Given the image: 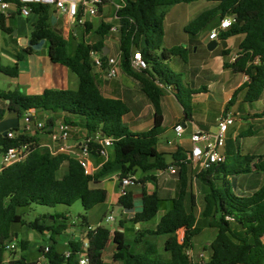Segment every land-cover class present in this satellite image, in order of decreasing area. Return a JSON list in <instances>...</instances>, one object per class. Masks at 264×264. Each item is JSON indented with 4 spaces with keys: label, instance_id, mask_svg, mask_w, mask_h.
Returning <instances> with one entry per match:
<instances>
[{
    "label": "trees",
    "instance_id": "16d2710c",
    "mask_svg": "<svg viewBox=\"0 0 264 264\" xmlns=\"http://www.w3.org/2000/svg\"><path fill=\"white\" fill-rule=\"evenodd\" d=\"M193 1L196 0H119L122 6L117 10L116 18L121 70L140 84L155 111L154 126L141 133H132L125 126L123 118L129 112L127 104L121 99L106 97L94 74L90 53L92 50L103 51L105 40L114 25L101 21L93 32L95 40L90 43L86 38L93 24L88 21L76 29V34L80 32L82 39L71 46L70 40L52 27L50 7L32 6V15L37 17L31 27V43L48 41L52 61L67 67L76 76L78 85L76 88L47 89L38 95L26 94L19 89H0V98L6 102L5 107H0V157L12 146L31 143L30 152L24 160L3 167L0 171V264H39L38 261L30 262L24 255L7 260L10 251L6 249V242L13 241L15 237L12 233L13 224L26 225L40 233H51V243L47 245L49 251L45 253L48 264H80L82 258L87 259V264H105L103 251L111 236L115 246L112 259L123 264H264V181L258 190L248 196L233 192L230 185V178L251 172V155L240 152L232 157L226 155L223 163L196 173V178L209 189L204 196L201 218L207 220L208 226L217 228L218 235L210 245L212 253L209 259L195 262L188 252L202 227L194 213L195 196L189 193L190 162L182 148L171 154L172 161L168 162L167 154L160 152L157 147L164 123L162 84L173 86L186 118L192 116L191 97L195 92L185 86L182 75L172 71L166 63L176 56L186 61L187 49L183 46L166 49L163 44L166 9ZM209 1H216L218 5L199 13L185 30L196 35L216 17L233 18L232 26L222 31L219 39L235 35L244 37L239 44L237 58L225 63V67L246 75L248 79L237 89L227 107L233 104L241 92H244L246 102H256L264 91V0ZM7 19L0 14V27L4 32L12 33L13 30L6 26ZM136 50L142 52L148 63V68L143 71L131 67L130 60ZM26 51L30 53L33 49L29 47ZM222 53L228 55L229 51L223 50ZM106 58V55L102 56V59ZM22 59L23 54H18L16 63L5 65L0 57V75L18 76V62ZM31 110L79 116L80 125L87 131V138L91 139L90 152L99 154V141L112 138V153L99 170L86 174L79 159L67 153H53L41 144L38 132L28 134L20 127L21 119ZM7 113L16 116L4 121ZM64 122L78 125L67 120ZM47 124H54V119L48 118ZM10 131L14 137L8 136ZM52 131L45 130L44 133ZM95 135L98 139L94 138ZM64 165L66 172L61 173ZM172 166L179 171L180 192L178 197L170 200L171 207L154 228L139 229L130 240L121 230L111 231L103 225L95 229L90 227L87 213L108 199L107 191L94 188L93 184L115 172H119L120 179L141 172L142 178L135 182H155L156 171H164ZM259 170L264 172V160L259 164ZM77 201L82 203L85 211L80 215L79 222L84 236L79 241L70 240L66 253L58 250L56 236L67 231L72 223L70 215L56 213L52 220L37 217L27 221L24 218L23 210L32 204L71 206ZM163 201L157 192L143 191L142 210L131 219H127L128 213H122L124 218H119V226L123 228L127 221L135 224L152 221L160 212ZM119 204L123 210L133 208V192L127 190L121 195ZM180 231H183L181 240ZM160 236L165 237L166 256L158 248L157 239ZM19 244L22 250H26L25 241L21 240ZM44 248H41L42 252Z\"/></svg>",
    "mask_w": 264,
    "mask_h": 264
},
{
    "label": "crops",
    "instance_id": "0c3cea01",
    "mask_svg": "<svg viewBox=\"0 0 264 264\" xmlns=\"http://www.w3.org/2000/svg\"><path fill=\"white\" fill-rule=\"evenodd\" d=\"M184 4H188L190 6L185 12V22L180 25L186 36L183 37L177 32H172L170 30L171 26H165L163 47L170 49L172 47L183 46L182 44H185L183 47L187 49V60L185 61L180 56H176L171 58L166 63L172 71L181 74L184 85L195 92L191 97L192 116L190 118H186L184 107L176 97V92L173 86L171 84H166L165 86L162 84L161 86L164 88V95L161 100V108L164 117V123L162 133L158 139V150L167 154L168 162L172 161L171 154L176 152L178 148H182L187 156V151L191 147L190 137L192 133H194L197 129L215 132L217 130V122L220 115L224 109H227L235 116V122L228 128L224 152L225 155L229 157L235 156L239 152L243 155H251V172L248 174L238 175L243 176V178H247V182H238V194L242 196L251 195L262 186L264 181V172L259 170V164L264 160V107L262 112L257 110H248L247 108L241 110L242 106L240 108H236L238 101L252 104L244 100V92H241L239 95H237L233 101V104L227 107L237 89L244 85L248 78L242 73L233 71L232 68L225 67V63H231L233 56L237 54L239 44L241 43L244 36L235 35L227 37L224 40L218 39V45L216 48L212 51L209 50L207 47L208 43L211 41L209 35L207 38L200 36L198 37L186 32L185 27L198 15L197 13L214 9L218 5V2L209 0H196ZM191 4L193 5L191 6ZM50 10L51 19L53 17L58 19L56 24L53 25L51 23V25L55 30L61 32V30L65 28V23L61 19H66L69 25L68 19L65 17H58L51 8ZM113 12L116 17L114 4H105L102 6L101 11H99L95 17L90 19V22L93 25L95 23L99 24L101 21L112 23L105 19L104 13L110 15ZM32 16L34 17L32 21L33 23L37 16ZM16 17H18V15H12L6 20V26L11 28L13 31L14 28L9 24V22ZM220 21L221 19L218 17L211 30L217 27ZM31 27V25L20 26L16 31L17 39L14 41V45L10 42L8 43L9 45H13L11 47L12 51H7L6 53L10 57L12 63L14 64L18 61V54H23V59L18 62V76L9 77L3 74L0 75V83L2 82L4 84L3 88L0 89L4 91L19 89L26 94L38 95L42 94L47 89L60 90L76 88L78 85L76 76L72 74L67 67L53 62L50 58L48 41H44V43L40 45L38 49H35L29 45V41L31 42ZM69 28H71L70 25ZM1 32L6 33L2 29ZM61 33L66 38L65 33ZM167 37L170 38V42H166ZM29 47L33 49V51L30 53L26 51ZM223 50H228L229 54L224 55L222 53ZM115 51V45L106 39L105 47L103 48L101 54L106 55L107 57L114 56ZM116 55H119V50ZM0 57L2 59V56ZM170 66H173V68ZM94 74L99 84L100 90L106 97L121 99L127 104L129 112L124 116L123 121L129 130L132 128V133L145 132L154 126L155 111L153 105L142 92L141 86L137 81L126 75L122 70L116 78H111L108 75L107 67L102 69L94 66ZM263 98L264 91L260 100L256 102H261ZM5 106L6 102L0 98V107ZM43 113L46 115L47 119H54V124L48 127L49 130L53 129V131H57L58 124L64 120H67L68 123L78 124L75 126L68 124L70 126V134L68 139L65 141L53 142L50 139V133H45V136H42V132H38L42 145L47 146L51 151H55L61 145H65L69 148L68 154L78 159L81 153L79 145L87 138V131L80 125V118L68 115L66 113ZM38 114L39 112L37 113L35 111V119L37 121H41L38 118ZM15 116L16 115L13 113H7L4 121L14 119ZM24 119L25 117L23 120ZM179 123L184 126V132L181 136H178L174 129V127ZM24 125L25 122L22 125L20 121V127L23 128ZM258 135L261 136V139L259 141H253ZM97 137L98 136L96 135L94 136L95 139ZM112 150V147L108 149L109 155L112 153ZM105 161L106 159L99 154L91 153L88 156V165L92 172L99 170ZM64 172H66V170ZM195 172H199V169L197 167L190 166L189 173L191 176V181L189 193H192L196 198V207L194 208V213L198 220H200L201 211L204 208V196L209 189L203 182L196 178ZM138 173H140L139 176ZM154 175L156 176L155 182H135L134 185L126 187V190L133 192L134 198V215L131 216L128 214L127 219L133 218L136 213L142 210L143 191L148 193L157 192L159 197L164 200L161 204V210L158 213L160 216L157 218V215L152 221L148 223L135 224L133 222L127 221L123 228H121L118 224L119 218H124L122 213H125L123 209H118V205H120V191L122 189V182L119 177V172L112 173L104 177L99 183L93 184L94 188H103L108 193V199L106 202L102 203V207L105 210L104 217L107 218L110 215H114L115 217V219L111 221L114 223L111 231H124L127 237L132 240L137 230L148 227L154 228L159 222L160 217L171 207L170 200L178 197L181 188L178 169L176 173H172L170 168H168L164 171H156ZM142 176L143 174L141 172H137L134 177L138 181L142 178ZM233 179H236V176L230 178V180ZM195 184H201V201L199 200L198 194L194 190ZM187 205L189 206V199L187 200ZM94 208H92L90 212ZM88 220L90 227L93 229L99 225L105 226L101 221L96 222L89 216ZM40 223L45 224L42 221H40ZM199 225L202 227V229L200 233L194 237L193 247L188 252L189 256L195 262H203L209 259L212 253L210 245L218 235V229L208 226L206 222L203 224L199 223ZM15 226L17 227L20 225H12V233L15 235V237H17L18 232L15 229ZM23 228L29 230L28 236H25V238L22 239V241L27 243L26 250L30 248L31 243L41 244L45 236L50 239V232L40 233L26 225H24ZM128 230H131L130 236H128ZM83 232V229L79 225L76 226L74 222L69 225V228L63 234L66 238L65 249L63 250L64 253H66L68 250L67 245L70 240L79 241L83 239ZM179 238L180 240L183 238V231L179 232ZM157 241L159 251L162 253V255L166 256V252L164 250L165 237L160 236L158 237ZM84 242H87V239H84ZM114 250L115 246L113 243V237L111 236L107 247L103 251V260L105 264H123L122 261H113L112 256ZM9 253L10 252L7 253V260H10L11 258H17L15 254L10 255ZM22 255L25 256V254ZM36 261H38V263L44 262L45 260L43 255L39 259L37 258Z\"/></svg>",
    "mask_w": 264,
    "mask_h": 264
},
{
    "label": "built area",
    "instance_id": "2783aa9c",
    "mask_svg": "<svg viewBox=\"0 0 264 264\" xmlns=\"http://www.w3.org/2000/svg\"><path fill=\"white\" fill-rule=\"evenodd\" d=\"M116 0H0V14L6 17H11L12 15H18L21 17L29 18L32 16V6L33 5H44L50 7L58 17H65L68 19L69 25L72 29H76L85 25L86 22L90 21L91 18L95 17L102 6L108 3H113L115 8V13L119 8H121V3L114 2ZM233 24V18L231 16H226L221 19L219 25L213 28L209 34L211 40H218L219 34L222 31H227ZM118 30V26H113L111 31ZM91 57L93 60V65L98 68L108 69V75L111 78H116L121 71V56L114 55L108 56L105 60L102 59L101 52L92 50ZM237 58V54L233 56L232 62ZM131 67L136 71H143L148 68V63L144 59L142 52L136 50L131 57ZM34 117V118H33ZM25 125L22 128L28 134H35L36 132H44L48 129V124L37 121L35 119V110L28 112L24 119ZM235 122V116L224 109L220 115L217 122V130L215 132L204 131L197 129L192 133L190 137L191 147L187 151V158L190 162V166L197 167L199 171L208 170L214 165H218L225 161L226 155L224 152L226 144V136L228 128ZM178 136H181L184 132V126L179 123L174 127ZM70 126L64 121L60 122L57 127V131L50 132V139L53 142L65 141L69 137ZM9 137H14L13 132L8 133ZM98 139V137L96 138ZM91 139L86 138L79 145L80 155L78 157L81 165L83 166L86 174H92V170L88 165V156L90 152ZM101 148L99 149V155L108 159V149L113 147L112 138H104L99 141ZM31 148V143H23L19 146L10 147L1 157H0V171L3 167L12 165L14 163L24 160ZM53 153H69V148L65 145H61L57 150L52 151ZM172 173L177 172L175 166L170 167ZM136 178L134 176H128L121 179L122 189L120 191V196L126 193V187L134 185ZM115 219L114 215L107 217V220L113 221ZM17 244L14 242H6V249L8 251H13L17 248ZM49 251L48 246H45L43 252L44 262L39 264H48L45 258V253ZM80 264H87V259L82 258Z\"/></svg>",
    "mask_w": 264,
    "mask_h": 264
},
{
    "label": "rangeland",
    "instance_id": "374dc122",
    "mask_svg": "<svg viewBox=\"0 0 264 264\" xmlns=\"http://www.w3.org/2000/svg\"><path fill=\"white\" fill-rule=\"evenodd\" d=\"M116 3L119 2V0L114 1ZM200 2V1H199ZM193 4H191L192 6ZM188 7H190L188 4H176L173 6H169L166 9V19H165V26L169 27L171 26V31L172 32H177L179 33L181 36L185 37V32L183 31V29H181L180 25L183 24L186 20V15L185 12L187 11ZM199 14V13H197ZM105 15V19L112 22L113 25L115 27L118 26V21L115 17L114 12L111 13L110 15L107 13H104ZM33 16H30L28 19H26L25 17H21L18 16L12 20H10L9 24L13 26L14 31L12 34H6V33H2L1 32V27H0V56H2V63L5 65H13L10 57L6 54L7 51H12V46L14 45V41L17 39L16 36V31L17 29L22 26V25H31L32 26V21H33ZM218 17H216L212 22H210L204 29H202L197 35L195 36H200L203 38H207L209 35V32L212 28V26H214V24L216 23ZM64 21V25L65 28L61 30V32L65 33V36L67 39L70 40L71 46L75 45L78 41H80L82 39V35L80 34V32H78L77 34L75 33V29L69 28V25L67 23V20H63ZM58 22V19L56 17H53L51 19V23L54 25ZM99 24L95 23L91 29V33L88 34L87 36V41L88 42H93L94 39V31L97 28ZM107 40L110 41L111 43H113L115 45V55L117 54L119 48H120V43H119V31H111L107 37ZM12 43V44H8V43ZM166 42H170V38L167 37L166 38ZM183 46H185V44H182ZM171 68H173V66H170ZM4 84L1 82L0 83V88H3ZM242 106V107H241ZM242 108L241 110H243L244 108H247L248 110H257L262 112V109L264 107V98L261 102H254L252 104H248V103H244V102H240L238 101L237 103V107L236 108ZM74 116V115H72ZM75 117H79V116H75ZM38 118L39 120H41V122H47V117L46 115L40 111L38 114ZM24 120L21 119V124L23 125ZM258 124V123H257ZM132 130V128L130 129V131ZM42 136H45V133L42 132ZM261 136L258 135L255 140L253 141H259L261 138ZM66 170V166H63L60 170L61 173H63ZM198 173V172H195ZM140 175V173H138V176ZM239 177V178H238ZM239 179V180H238ZM243 181V182H247V178H243V176H236V179H233L230 181V185H231V190L235 193H238V182ZM194 190L196 191V193L199 196V200L201 201V197H202V193H201V184H195L194 185ZM196 200V198H195ZM59 212H63L66 213L68 215H70L71 217V222H74L75 225H79L80 222V215L84 214V208L83 205L80 201L75 202L74 204H72L71 206H67V205H63V204H59L55 207H49V206H44V205H39V204H32L31 207L29 208H25L23 210L24 213V218L27 221H33L35 220L37 217H42L43 219H51L52 216H54L56 213ZM104 213L105 210L102 207V204L95 207L91 212L89 211L87 213V216H89L92 220L99 222L101 221L105 226H107L108 228H112L114 223L107 220L106 217H104ZM160 216V214L157 216V218ZM207 223V220L205 219H201L199 220L200 224L203 223ZM20 225V224H19ZM24 225H20V226H15L17 232H18V236L13 238V241L16 243L18 246L15 250L10 251V255L15 254V256L18 258L20 257L22 254H25V257L30 261H36V259L40 258L43 255V252L41 250L42 247L47 246L48 244L51 243V240L48 239L46 236L43 238V241L41 244H34L31 243V246L29 249L27 250H22L20 247V241L25 238V236H28L29 230L23 228ZM130 232L131 230H128V236H130ZM56 240H57V248L60 252H63V250L65 249V236L63 234L61 235H57L56 236Z\"/></svg>",
    "mask_w": 264,
    "mask_h": 264
},
{
    "label": "water",
    "instance_id": "95a60500",
    "mask_svg": "<svg viewBox=\"0 0 264 264\" xmlns=\"http://www.w3.org/2000/svg\"><path fill=\"white\" fill-rule=\"evenodd\" d=\"M45 40H42L40 43H37V44H32L30 41H29V45L34 47L35 49H38L40 45H42L44 43ZM218 45V41L217 40H211L207 47L209 50H214L216 48V46ZM108 70V69H107ZM9 102V101H8ZM7 133L5 132L4 135H6ZM118 209H123V207L121 205H118ZM133 208H130V209H124V211L128 214H130L131 216H133ZM51 219H54V216L51 217Z\"/></svg>",
    "mask_w": 264,
    "mask_h": 264
}]
</instances>
